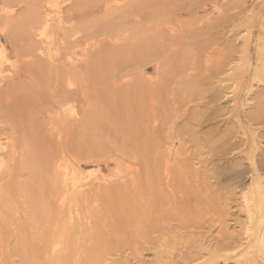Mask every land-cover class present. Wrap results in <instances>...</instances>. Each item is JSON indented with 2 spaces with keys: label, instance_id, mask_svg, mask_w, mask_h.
Here are the masks:
<instances>
[{
  "label": "bare ground",
  "instance_id": "6f19581e",
  "mask_svg": "<svg viewBox=\"0 0 264 264\" xmlns=\"http://www.w3.org/2000/svg\"><path fill=\"white\" fill-rule=\"evenodd\" d=\"M59 5L0 0V264H264V0ZM235 190L240 232L176 254L165 208Z\"/></svg>",
  "mask_w": 264,
  "mask_h": 264
},
{
  "label": "rangeland",
  "instance_id": "374dc122",
  "mask_svg": "<svg viewBox=\"0 0 264 264\" xmlns=\"http://www.w3.org/2000/svg\"><path fill=\"white\" fill-rule=\"evenodd\" d=\"M53 1H55V4H61V5H59L61 8H63V7H65L66 6V4H67V2H68V0H53ZM65 1H67V2H65ZM256 1V0H255ZM257 1H259V0H257ZM261 1V0H260ZM57 2V3H56ZM231 5H233L232 3H231ZM58 6V7H59ZM208 182H212L211 180H209ZM224 186V185H223ZM211 187V189L209 190V187H208V191H209V194L207 193V192H204V193H206L207 195H211L212 194V196L211 197H214L215 199H217L218 198V196H217V194L219 193V191H220V186L219 185H214L213 184V186H210ZM184 191H186V192H184L186 195L188 194V196L190 197H195V198H193L194 200L196 199V197L198 198V197H200L201 195H200V193L198 194V195H196V194H193V192L195 193V190L193 189V187L191 188V186L190 187H187V186H185L184 185ZM215 188H217V189H215ZM191 189L193 190V191H191ZM212 189H215V190H217V192L214 190L213 192H215L216 193V195L215 194H213V192H211V190ZM199 190V189H198ZM192 192V193H191ZM203 192H202V194H203ZM237 192V190H235L233 193L234 194H232V196H231V194H230V198L231 199H227V200H225V201H227L226 202V204H225V206L223 205V203H222V206H224V207H226V209H228L229 211V213H228V215H226V216H224L223 218L224 219H222L221 217H219L218 218V216H220V215H218L219 214V212H218V209L220 210V209H222V207L220 206L221 205V201H222V199H221V201H219L218 203H216V205L217 206H215L216 208H217V214H215L216 213V211H214V208H212V204H210V206H211V208L213 209V211H212V209H209L208 210V212L206 213L205 211L206 210H204V209H206L207 208V205H205L206 207H203V206H201L200 207V210H197L196 208L198 207V206H193L192 207V211H189L188 210V212H190L193 216L191 217V215L189 216L188 214L189 213H187V209H185V212L187 213V214H184L185 212H184V210H182L181 211V213H182V216H181V214H179V213H177V215H175V211H170V204H169V207L167 206V208H165V217L167 218V222L168 223H171L172 225H173V229H174V231L176 232V233H178L179 232V227L180 226H182V225H185V226H187V229H189L188 230V239L186 238V240H188V242H191V243H189L188 244V242H187V245L189 246V249H187V248H185L184 249V247H177L174 251H175V253L176 254H178L179 253V251L180 250H182V251H186V252H188V253H190V254H192V253H194V254H192V255H194L195 257H196V259L200 256V248L198 247V246H194V245H199L200 246V243L202 244V243H206V244H209V243H212V244H214V243H216V239H219L220 237H224L225 236V234L226 235H229L230 236V234H233V233H236L237 231H238V233L240 232V227H239V222H242V221H244V215H243V213H242V211H240V208L238 207V204L236 205L235 204V200H238V198H239V196L238 195H235V193ZM211 193V194H210ZM193 195V196H192ZM214 195V196H213ZM219 195V194H218ZM216 196H217V198H216ZM228 196V195H227ZM162 197V196H161ZM186 197V196H185ZM210 197V196H209ZM232 197H234V198H232ZM236 198V199H235ZM188 198L186 197V202L184 201H182L183 202V204L185 205L186 203H188V202H190V200L188 201L187 200ZM191 199V198H190ZM192 199V200H193ZM233 199V200H232ZM160 200V203L162 204V202L164 203V201H162V199L160 198L159 199ZM194 200L191 202L192 203V205H193V203H194ZM195 201H197V200H195ZM223 202H224V200H223ZM234 202V203H233ZM237 202H239V201H237ZM196 204V203H195ZM194 204V205H195ZM199 208V207H198ZM202 208H204V209H202ZM210 208V207H209ZM238 208V209H237ZM129 209V208H128ZM196 209V210H195ZM194 210V211H193ZM202 210V211H201ZM205 212V213H199V212ZM212 212V213H214L215 215H213L212 213H210V212ZM112 213H113V211H111ZM111 212H110V215H111V218H112V216H113V220H111V218H106L105 220L108 222V226H107V222L105 221V220H103V222H106V225L104 226L105 228H104V230L105 231H107V230H109V229H111L112 227H114V226H116V227H118V225L120 224L119 222L120 221H122L123 219H121L119 216H117L116 215V217H115V215H113V214H111ZM199 214H202V217H203V219H204V216H206L205 217V221H207V222H204V220L202 219V217H201V215H199ZM239 212H241V213H239ZM197 213V214H196ZM210 213V214H209ZM233 213V214H232ZM239 213V214H238ZM179 215V216H178ZM184 215V216H183ZM186 215V216H185ZM190 217H188V216ZM198 215V217H196ZM209 215H212L211 217L209 216ZM208 216H209V219H212V220H209L208 219ZM236 216V217H235ZM239 216V217H238ZM118 217V218H117ZM182 218V220H181V218ZM185 217V218H184ZM194 217V219H192ZM196 217V218H195ZM117 218V219H116ZM187 218V221L188 222H186V219ZM198 218V219H197ZM216 218V219H215ZM243 218V219H242ZM157 219V218H156ZM188 219H191V220H188ZM202 219V222H203V224H204V226L206 227V229L205 228H203L202 227V224L200 223L201 221L200 220ZM117 220V221H116ZM218 220H220L221 222H223V223H221L220 221H218ZM110 221V222H109ZM114 223H113V222ZM192 221H194L192 224L194 225L196 222L195 221H198L195 225L197 226H193V225H191L190 223L192 222ZM210 221H212L213 223L216 221V223H214V224H216V225H213V224H211L210 223ZM217 221L219 222V223H217ZM117 222L119 223V224H117ZM148 222V221H147ZM147 222H145V226H149V224H147ZM228 222V223H227ZM207 223V226H209V227H207L205 224ZM110 224V225H109ZM133 224H134V222H133ZM132 224V225H133ZM147 224V225H146ZM154 224H156V223H151V225H154ZM159 224H161V223H158V225ZM201 224V225H200ZM210 224V225H209ZM220 224V225H219ZM238 224V225H237ZM120 225H122V224H120ZM129 225H131L130 223L128 224V225H122L121 227H123L122 229H121V233L123 234V235H126V238H122V236L120 237V238H118V239H115V240H117V245H116V247H119V248H117L118 249V251H122L123 249L121 248V246L124 248H129V249H131L133 246V241L136 239V237H137V239L136 240H138L139 239V237H143V236H141V235H136L137 233H135L136 231V229L134 230H131V228L129 227ZM222 225V226H221ZM224 225V226H223ZM110 226H111V228H110ZM134 226H137V224H136V222H135V224H134ZM141 226H144V225H142L141 224ZM193 226V227H192ZM220 226H221V228H220ZM227 226V228H225ZM126 227H128L127 229H126ZM195 227V228H194ZM200 227H201V229H200ZM222 227H223V229H222ZM177 228V229H176ZM203 228V229H202ZM225 228V229H224ZM210 229V230H209ZM222 229V230H221ZM127 230H131V231H134V233H135V235H136V237H134L132 234H131V236H130V231H127ZM199 230V231H198ZM203 230V231H202ZM212 230V231H211ZM218 230V231H217ZM225 231H227V232H225ZM128 232V233H127ZM230 232V233H229ZM232 232V233H231ZM190 233H192L193 234V236H192V234H190ZM220 234V236H219V234ZM228 233V234H227ZM195 234V235H194ZM129 235V236H128ZM178 235V234H177ZM191 235V236H190ZM211 235V236H210ZM222 235H224V236H222ZM120 236V235H119ZM128 236V237H127ZM196 236V237H195ZM202 236V237H201ZM130 237V238H129ZM209 237V238H208ZM112 238H115V237H112ZM124 239V240H123ZM190 239V240H189ZM221 239V238H220ZM132 240V241H131ZM178 240V239H177ZM208 240H210V241H212V242H210V241H208ZM194 241H196L195 243H194ZM203 241V242H202ZM215 241V242H214ZM230 240H226L225 242L227 243V242H229ZM130 242H131V244H130ZM208 242V243H207ZM218 242H221V241H218ZM224 242V241H223ZM194 243V244H193ZM119 244V245H118ZM130 244V245H129ZM191 244H193V245H191ZM129 245V246H128ZM186 245V246H187ZM191 245V246H190ZM112 247H114L115 245H111ZM137 246V245H136ZM193 247V248H192ZM124 248V249H125ZM119 249H121V250H119ZM179 250V251H178ZM196 252V253H195ZM146 255V254H145ZM149 255H148V253H147V255L144 257L145 259H151L150 257H148ZM203 257V258H202ZM201 258H199V260L197 259L196 261L197 262H193V264L195 263V264H200L201 262H204V261H207V260H205L206 258H204V256H202ZM204 259V261H202ZM218 263L219 264H223L222 263V261L221 260H219L218 261ZM202 264V263H201ZM227 264H232L231 262L230 263H227Z\"/></svg>",
  "mask_w": 264,
  "mask_h": 264
}]
</instances>
